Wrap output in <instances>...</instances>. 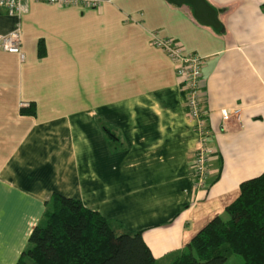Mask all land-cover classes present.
I'll return each instance as SVG.
<instances>
[{
  "label": "crops",
  "instance_id": "crops-1",
  "mask_svg": "<svg viewBox=\"0 0 264 264\" xmlns=\"http://www.w3.org/2000/svg\"><path fill=\"white\" fill-rule=\"evenodd\" d=\"M206 1L219 28L168 0L30 1L19 18L0 7V36L19 22L24 53L0 48V264H15L54 192L140 230L169 263L264 170L263 0ZM153 32L205 59V189L184 81Z\"/></svg>",
  "mask_w": 264,
  "mask_h": 264
},
{
  "label": "trees",
  "instance_id": "trees-1",
  "mask_svg": "<svg viewBox=\"0 0 264 264\" xmlns=\"http://www.w3.org/2000/svg\"><path fill=\"white\" fill-rule=\"evenodd\" d=\"M264 11V0L261 3ZM38 54L45 48L38 44ZM32 111V110H31ZM109 136L114 133L104 126ZM210 219L168 264H264V170L240 183L223 213ZM15 264H157L142 232L127 231L74 197L57 192L45 202L39 222Z\"/></svg>",
  "mask_w": 264,
  "mask_h": 264
},
{
  "label": "built area",
  "instance_id": "built-area-1",
  "mask_svg": "<svg viewBox=\"0 0 264 264\" xmlns=\"http://www.w3.org/2000/svg\"><path fill=\"white\" fill-rule=\"evenodd\" d=\"M46 2L58 6H79L97 7L100 0H0V7L4 6L9 14L20 17L28 9V3ZM152 43L161 48L174 64L176 74L184 81L186 89V104L189 117L194 122V130L197 135V143L193 151L192 180L194 189H205L209 176V160L211 150L207 144L208 135L206 123V111L202 104L204 101V91L201 85L202 67L205 59L197 54L184 52L183 48L167 37H158L153 32ZM0 48L14 52L19 55L20 60L24 59V53L20 46V24L17 22L13 29L0 36ZM223 119L228 118L226 110H222Z\"/></svg>",
  "mask_w": 264,
  "mask_h": 264
},
{
  "label": "water",
  "instance_id": "water-1",
  "mask_svg": "<svg viewBox=\"0 0 264 264\" xmlns=\"http://www.w3.org/2000/svg\"><path fill=\"white\" fill-rule=\"evenodd\" d=\"M169 2L181 5L187 4L192 8L194 18L203 25L219 28L220 22L217 19V11L206 0H168Z\"/></svg>",
  "mask_w": 264,
  "mask_h": 264
},
{
  "label": "rangeland",
  "instance_id": "rangeland-1",
  "mask_svg": "<svg viewBox=\"0 0 264 264\" xmlns=\"http://www.w3.org/2000/svg\"><path fill=\"white\" fill-rule=\"evenodd\" d=\"M222 219H227L228 218V214L225 212L222 214L221 216ZM186 247H184L185 249ZM183 250V249H182ZM180 250V251H182ZM242 263V257L238 254L232 253L227 260L224 262V264H241ZM157 264H168V262H165L163 260L159 261Z\"/></svg>",
  "mask_w": 264,
  "mask_h": 264
}]
</instances>
